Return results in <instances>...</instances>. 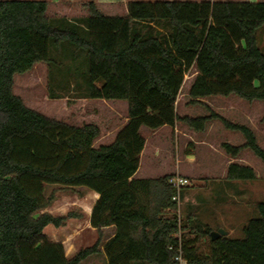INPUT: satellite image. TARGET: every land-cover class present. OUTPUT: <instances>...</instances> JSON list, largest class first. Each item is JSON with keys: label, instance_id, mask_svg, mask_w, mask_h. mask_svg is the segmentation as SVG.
Here are the masks:
<instances>
[{"label": "trees", "instance_id": "trees-1", "mask_svg": "<svg viewBox=\"0 0 264 264\" xmlns=\"http://www.w3.org/2000/svg\"><path fill=\"white\" fill-rule=\"evenodd\" d=\"M46 10L42 0H0V264H81L100 253L106 264H179V255L186 264H264V202L243 227V238L211 241L206 231L204 255L194 240L176 236L177 218L167 215L176 209L171 177L133 178L145 145L141 128L155 131L177 122L202 132L219 120L244 139L240 146L223 143L225 155L235 159L248 150L264 167V150L249 127L214 112L194 118L175 112L192 69L190 103L235 96L264 106V52L256 37L264 26V1L129 2L125 17L104 16L90 3L88 16L73 22L51 20ZM67 53L71 60L82 57L83 67L73 65L72 75L87 67L83 99L127 102L126 125L108 145L93 146L97 126L48 118L13 94L16 74L39 63L61 67L57 56L62 60ZM226 178L257 177L251 167L230 163ZM48 186L99 195L93 208L95 194L83 205L97 239L69 259L45 230L81 215L45 212L55 201ZM108 227L115 232L102 245Z\"/></svg>", "mask_w": 264, "mask_h": 264}, {"label": "rangeland", "instance_id": "rangeland-1", "mask_svg": "<svg viewBox=\"0 0 264 264\" xmlns=\"http://www.w3.org/2000/svg\"><path fill=\"white\" fill-rule=\"evenodd\" d=\"M47 3L46 16L51 20L66 19L68 21L82 20L88 16V5L94 6L104 16L127 15L129 2L156 1H192V2H257L264 0H42ZM259 49L264 52V26L256 34ZM51 55L53 50L51 49ZM61 58V57H60ZM61 67L44 63L35 65L27 74H16L13 78V94L19 96L25 105L36 112L57 121L72 126L93 124L100 133L94 147L109 143L106 132L114 131L127 119L126 101L93 100V104L83 101L84 72L73 73V65L83 67L82 57L70 59L68 53L62 60ZM81 75V76H80ZM195 70L192 69L184 77L182 88L177 97L175 112L179 117L208 116L214 112L233 123L249 127L255 135L257 144L264 150V106L261 102H246L235 96L210 97L202 99L199 104L190 103L188 89L193 82ZM83 77V79L81 78ZM99 86V85H98ZM55 97V98H53ZM185 124L177 122L173 129L151 131L141 128L145 139L144 154L136 179H157L164 176L183 178L189 185L181 188L176 202V209L167 215H175L178 221L177 237L194 240L197 251L206 255L209 249V239L206 231L223 230L229 239L243 238V227L251 219L258 217L256 205L264 202V167L260 160L248 150L242 151L237 158L226 156L221 145L229 143L240 146L244 143L243 136L238 132L226 130L219 120L209 121L202 133H194ZM151 154V157H150ZM230 163L251 167L255 174L254 181H229L226 170ZM170 178V179H171ZM47 194L54 193L55 198L72 196L83 192L81 189H65L48 186ZM79 197V196H78ZM85 214L90 212L83 208L86 201L75 200ZM65 209L66 207H62ZM67 209V208H66ZM67 212L79 214L76 207L68 208ZM50 242L68 241L63 235L65 230L55 232L45 230ZM52 234H57L52 238ZM210 235V234H209ZM110 235H104L102 243ZM97 236L81 234L76 240V248L92 246ZM66 246V245H65ZM64 248V247H63ZM65 255V250H64ZM81 264H106L102 253L89 257Z\"/></svg>", "mask_w": 264, "mask_h": 264}, {"label": "crops", "instance_id": "crops-1", "mask_svg": "<svg viewBox=\"0 0 264 264\" xmlns=\"http://www.w3.org/2000/svg\"><path fill=\"white\" fill-rule=\"evenodd\" d=\"M27 73H25V74H27ZM81 99L83 101H86V102H89V103L93 104V100L83 99V98H81ZM21 100H23V98ZM23 103H24V101H23ZM24 105H25V103H24ZM26 107H28V106H26ZM126 122H127V119L122 123V125L120 127L116 128L113 132L112 131L106 132V136L105 137L109 138V140H110L108 144H110V143H112L114 141L117 133L126 125ZM175 125H174V127H175ZM168 127L169 126H164V127L160 128L158 130H155L154 132L161 131V130L166 129ZM174 127H169V128L173 129ZM192 132H194V133H202V132H195V131H192ZM98 137L96 139H98ZM95 142L96 141H94L93 146L95 145ZM108 144H105V145H108ZM144 149H145V145H144L143 151L141 152V155H140V161H139L138 170L135 173V175L133 176L134 179H136V176L139 173V169H140V165H141V157L144 154ZM150 157H151V154H150ZM76 189H81L83 192H80V195H77L75 193V195H72V196H62L61 199H58V197H57V198H55V201L52 203V205L48 209L45 210V212H47V213H49V214H51L53 216H62V215H64L66 213V211H68L67 209L70 208V207L71 208L76 207L77 209L80 210L79 215H81V217L79 219H70V220H68L64 227H61V228H58V229L54 228L51 225L46 227V228H49V229H51V230H53L55 232H58L59 230H65L66 231V234L63 235V237L65 239L69 238L68 241H61V242H55V243H61L63 245L64 250H65V257L68 258V259L72 258L76 254V252L78 251V249L76 248V246L74 244H75L76 240L81 236V234L87 233V234H90V235L97 236L95 229H93L90 226V214L91 213L89 215L85 214L84 210L81 207L77 206L74 202H75V200L91 202V200L93 199L92 196H93V194H95L96 198H94V200L92 201V208H93V206H94L95 202L97 201L99 195L97 193H95V192L88 191V190H86L84 188H76ZM62 207H66L67 209L66 208L63 209ZM114 232H115L114 227H108V228H104L102 230V239H104V235H107V233L110 235L109 237H107V239L104 240V243L106 241H108L110 238L113 237ZM56 236H57V234H52V236H50V237L56 238ZM102 255L104 256V254H102Z\"/></svg>", "mask_w": 264, "mask_h": 264}, {"label": "built area", "instance_id": "built-area-1", "mask_svg": "<svg viewBox=\"0 0 264 264\" xmlns=\"http://www.w3.org/2000/svg\"><path fill=\"white\" fill-rule=\"evenodd\" d=\"M168 183L176 190V194L172 198L173 201L177 199L181 188L187 187L189 185L188 180L183 179V178H171L169 179ZM175 260L179 264H186L185 261L181 259L180 255Z\"/></svg>", "mask_w": 264, "mask_h": 264}, {"label": "water", "instance_id": "water-1", "mask_svg": "<svg viewBox=\"0 0 264 264\" xmlns=\"http://www.w3.org/2000/svg\"><path fill=\"white\" fill-rule=\"evenodd\" d=\"M226 236V232H224L223 230H218L216 232H211L210 233V240L211 241H215L220 237H225Z\"/></svg>", "mask_w": 264, "mask_h": 264}]
</instances>
